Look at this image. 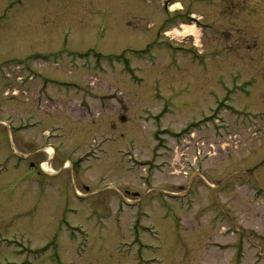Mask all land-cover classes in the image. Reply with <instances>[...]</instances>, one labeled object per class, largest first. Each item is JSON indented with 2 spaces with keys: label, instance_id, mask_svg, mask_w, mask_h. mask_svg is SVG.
<instances>
[{
  "label": "rangeland",
  "instance_id": "374dc122",
  "mask_svg": "<svg viewBox=\"0 0 264 264\" xmlns=\"http://www.w3.org/2000/svg\"><path fill=\"white\" fill-rule=\"evenodd\" d=\"M27 10L0 264H264V0H0V25Z\"/></svg>",
  "mask_w": 264,
  "mask_h": 264
},
{
  "label": "flooded vegetation",
  "instance_id": "af4514ba",
  "mask_svg": "<svg viewBox=\"0 0 264 264\" xmlns=\"http://www.w3.org/2000/svg\"><path fill=\"white\" fill-rule=\"evenodd\" d=\"M30 11H25L22 14L14 17V18H7L6 24L0 25V43L1 44H11V41L15 40V34L13 33L19 31L18 33L21 35L25 33L26 35L30 33L32 24L30 23L31 20V15ZM30 17V19H29ZM11 19V20H10ZM27 38V36L25 37ZM28 44L25 45L27 47ZM11 48V47H10ZM62 53H58L57 56H60ZM17 55V54H16ZM43 54H39L41 56ZM15 56V55H14ZM24 56V57H23ZM32 53H22L19 52L17 56L12 58L10 61H6L9 63L15 62L19 67H23L24 71L26 72L27 76L30 78V81L35 78H39L40 81V91L43 92L45 90V70L43 68H33L32 66ZM40 60V59H39ZM5 63V62H4ZM16 65V66H17ZM2 62L0 63V70L3 69L1 68ZM41 96V93H40ZM9 117L15 118L13 115H8ZM11 118V119H12Z\"/></svg>",
  "mask_w": 264,
  "mask_h": 264
},
{
  "label": "bare ground",
  "instance_id": "6f19581e",
  "mask_svg": "<svg viewBox=\"0 0 264 264\" xmlns=\"http://www.w3.org/2000/svg\"><path fill=\"white\" fill-rule=\"evenodd\" d=\"M51 151H52L51 149H48V150H47V154L52 156V155L54 154V152H53V151L51 152ZM43 169H44V170H50V169H48V168L46 167V165H44V168H43ZM50 173H53V171L50 170Z\"/></svg>",
  "mask_w": 264,
  "mask_h": 264
},
{
  "label": "water",
  "instance_id": "95a60500",
  "mask_svg": "<svg viewBox=\"0 0 264 264\" xmlns=\"http://www.w3.org/2000/svg\"><path fill=\"white\" fill-rule=\"evenodd\" d=\"M122 121H124V120L122 119Z\"/></svg>",
  "mask_w": 264,
  "mask_h": 264
}]
</instances>
